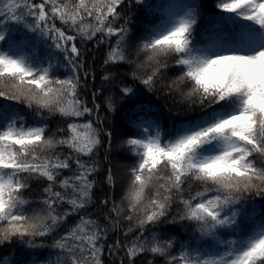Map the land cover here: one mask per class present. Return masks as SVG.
Listing matches in <instances>:
<instances>
[{"label":"snow or ice","instance_id":"snow-or-ice-1","mask_svg":"<svg viewBox=\"0 0 264 264\" xmlns=\"http://www.w3.org/2000/svg\"><path fill=\"white\" fill-rule=\"evenodd\" d=\"M0 264H264V0H0Z\"/></svg>","mask_w":264,"mask_h":264},{"label":"trees","instance_id":"trees-1","mask_svg":"<svg viewBox=\"0 0 264 264\" xmlns=\"http://www.w3.org/2000/svg\"><path fill=\"white\" fill-rule=\"evenodd\" d=\"M119 120H120V117L118 116V117H117V121L119 122Z\"/></svg>","mask_w":264,"mask_h":264}]
</instances>
